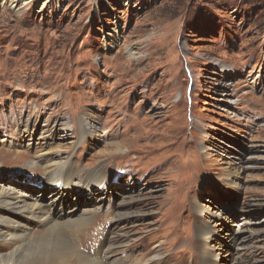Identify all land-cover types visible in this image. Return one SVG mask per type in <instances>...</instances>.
Returning <instances> with one entry per match:
<instances>
[{
  "label": "rangeland",
  "instance_id": "1",
  "mask_svg": "<svg viewBox=\"0 0 264 264\" xmlns=\"http://www.w3.org/2000/svg\"><path fill=\"white\" fill-rule=\"evenodd\" d=\"M55 168L49 224L0 219L68 221L103 264H200L201 225L264 264V0H0V189L49 203Z\"/></svg>",
  "mask_w": 264,
  "mask_h": 264
},
{
  "label": "bare ground",
  "instance_id": "2",
  "mask_svg": "<svg viewBox=\"0 0 264 264\" xmlns=\"http://www.w3.org/2000/svg\"><path fill=\"white\" fill-rule=\"evenodd\" d=\"M36 125L34 126L33 124L30 127L22 128L21 134L20 133L18 134L19 138L17 140H14L13 138H12L13 140L12 139H4V140H7V143L9 144L12 143L23 144V142L26 140L32 141L33 138L35 137L36 132L38 131ZM58 125H59L58 123L56 122L54 123L53 129H55V131L57 130L56 127ZM63 128L65 129L68 127H65L62 124V126L59 127V129H63ZM45 132H49L47 131V128H45V130L42 131V133ZM44 136H46V134ZM17 153L21 154L19 152ZM33 164L34 167L36 168L39 167L37 163H33ZM64 168H61L60 170L58 168H57L58 170H56V168L51 170L49 169L46 172L47 174L42 175L41 177L43 178V184L46 185L45 187L47 188L53 187L49 195L50 196L56 195L55 197L51 198L49 203L42 204L39 200H37L34 197L35 195L33 196L31 193L26 192L25 190L20 191L17 196H13L10 190H3V188H1L0 189L1 207L3 208V210L6 209L9 210V212L12 214H16V215L19 214L31 220H36V221L39 220L42 225L46 226L52 221L51 220L52 214H50L51 207L62 199L63 197L62 195L64 194V192H66L70 188L76 189L74 181H67L70 178V173L69 171L67 172L63 171ZM58 179L60 180L56 182V180ZM52 180L56 183L54 184ZM89 180L92 179L90 178ZM103 183L104 182L102 181L101 184ZM77 189L80 188L77 186ZM67 196L65 198H67ZM8 221H9V217L0 219V224L6 227L5 229L3 227L0 228V241H4L8 245L13 246V250H11L10 252H6V254L0 256V264H103L102 259L96 257L98 253H96V256H94L93 254L94 249L90 248L87 252H83L80 250L78 245H76V243L73 241L71 237L70 239L69 237L68 238L64 237L63 230L65 227L66 228L69 227L72 232L74 231L75 228V226H70V223L68 221H65L63 223L50 224L46 229L45 233L40 235H34L35 237H32L33 235L28 236L26 232L27 230L26 225L19 222L18 223L13 222V224H9ZM74 223L75 222H73L72 224ZM83 225L84 224H82L81 226ZM195 232L197 238L199 239V263L216 264L217 260L219 259V255H218L219 253L217 254L216 252H214L213 247L209 243L210 242L209 235L211 234L212 230H208L207 227L199 225L196 228ZM227 233L231 234L232 231L227 230ZM228 237L232 240V242L237 241L236 236L232 238V236L230 235ZM242 241L243 239L238 240L237 242H242ZM125 262L127 261L125 260ZM125 262L123 260V264ZM114 264H121V263L116 262ZM126 264H128V262ZM129 264H138V263L129 262ZM140 264H142V262H140Z\"/></svg>",
  "mask_w": 264,
  "mask_h": 264
}]
</instances>
